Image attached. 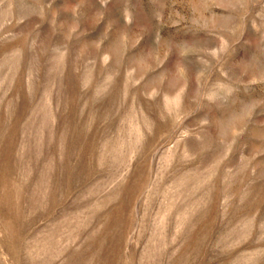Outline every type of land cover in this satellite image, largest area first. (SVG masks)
Segmentation results:
<instances>
[{
  "label": "rangeland",
  "instance_id": "374dc122",
  "mask_svg": "<svg viewBox=\"0 0 264 264\" xmlns=\"http://www.w3.org/2000/svg\"><path fill=\"white\" fill-rule=\"evenodd\" d=\"M0 264H264V0H0Z\"/></svg>",
  "mask_w": 264,
  "mask_h": 264
}]
</instances>
